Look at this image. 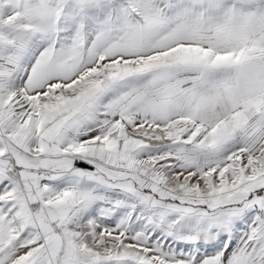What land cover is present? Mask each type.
Here are the masks:
<instances>
[{
    "label": "snow or ice",
    "instance_id": "6c2138e0",
    "mask_svg": "<svg viewBox=\"0 0 264 264\" xmlns=\"http://www.w3.org/2000/svg\"><path fill=\"white\" fill-rule=\"evenodd\" d=\"M0 264H264V0H0Z\"/></svg>",
    "mask_w": 264,
    "mask_h": 264
}]
</instances>
